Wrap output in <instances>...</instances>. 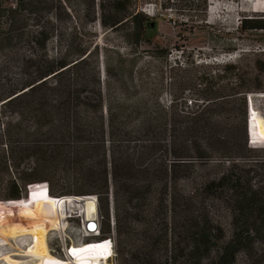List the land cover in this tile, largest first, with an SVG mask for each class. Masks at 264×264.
<instances>
[{
	"label": "trees",
	"instance_id": "1",
	"mask_svg": "<svg viewBox=\"0 0 264 264\" xmlns=\"http://www.w3.org/2000/svg\"><path fill=\"white\" fill-rule=\"evenodd\" d=\"M124 1L114 2L112 13H84L65 43L59 37L54 55L47 50L59 36L60 17L50 14L53 2L0 1V42L18 38L28 50L20 77H12L1 59L0 106L26 121L23 150L34 163L6 198L20 200L25 180L49 183L66 171L88 194L97 195L100 236L113 235L119 264H235L240 252L253 254L264 237V183L251 182L258 162L248 157L252 143L264 144V127L249 124L252 143H247L245 134L239 138L238 126L227 122L229 116L219 119L214 113H230L237 101L246 113L241 82L246 66L237 64L264 54L241 53L235 65H222L240 80L235 84H218L214 79L220 75L211 71L188 75L199 63L181 67L174 62L169 119L160 100L161 75L151 83L144 67L131 86L122 77V59L114 65L113 81V68L106 61L99 64L95 25L126 27L125 38L132 44L152 42L156 21L140 10H124ZM237 29L241 34L264 31V17L244 16ZM255 63L264 72V58ZM201 65L208 69L219 63ZM129 79L131 83L132 75ZM250 104L247 111L253 113L251 98ZM253 116L247 121L254 122ZM13 136L8 133L9 140ZM191 156L215 157L223 171L202 183L201 190L182 193L178 181L188 175L179 167L191 164ZM199 194L208 195L216 206L228 205L227 219L214 217L210 204L195 208Z\"/></svg>",
	"mask_w": 264,
	"mask_h": 264
},
{
	"label": "rangeland",
	"instance_id": "2",
	"mask_svg": "<svg viewBox=\"0 0 264 264\" xmlns=\"http://www.w3.org/2000/svg\"><path fill=\"white\" fill-rule=\"evenodd\" d=\"M3 4H8L12 0H0ZM55 5L50 10V14L57 13L60 21H57V36L52 39L48 45V54L54 55L56 48L59 46V37L63 38V43L69 39L71 27L75 24V20L86 12L99 9V13L104 9L105 12H114V2L118 0H43ZM263 0H125L123 3L128 11L140 10L147 14L150 18L156 21V31L152 35V44L141 41L139 44H132L125 38L127 28L99 27L95 25L94 33L96 35L94 42L99 47V64L106 61L112 69L110 79L117 78L114 70L119 60L123 61V79L129 85L134 86L137 83L138 71L144 67L149 68L148 79L154 83L159 80V75L162 76L160 81V100L167 107L168 118L170 119V104L172 102L173 93L175 91L171 82V67L174 62H178L181 67H187L191 63H199L196 67L187 73L188 75H201L202 72L211 71L213 76L220 75L214 79L218 84L232 83L238 81L232 71L225 72L224 64L235 65V59L239 54L260 52L264 54V31H250L241 34L237 29L240 20L244 16H259L264 17V8H262ZM261 4V5H260ZM123 5V4H122ZM115 9L123 8L115 4ZM123 10V11H124ZM25 17H29L26 16ZM30 24L31 22L28 21ZM65 39V40H64ZM57 40V42L55 41ZM0 62L1 59L11 73L12 77L21 76V68L24 64L25 56L28 53L26 44L13 38L12 40H3L0 42ZM61 45V44H60ZM260 57H245V59L237 64V66L245 65L247 74L241 82L245 83L242 88L246 100V113L243 112L240 102L237 101L235 109L230 113L215 112L214 115L223 119L229 116L227 122L232 121L239 130V138L244 134L248 142V121H247V95L251 94L253 120L256 124L264 127V72L254 68L256 59ZM209 61H216L218 66L206 68L201 64ZM255 63V64H254ZM103 66V63H102ZM102 73L103 68L101 69ZM161 70V72H159ZM7 72V71H6ZM4 72V73H6ZM182 72L180 71L179 74ZM226 73V74H225ZM9 74V73H8ZM132 75L133 81L129 79ZM251 80V81H249ZM260 84L258 90L255 85ZM250 87V88H249ZM252 89V90H247ZM188 99L190 93L187 95ZM180 104V101L177 100ZM180 108V106H179ZM259 120V121H258ZM26 121L16 112H12L9 107L0 106V219L4 216L21 225L29 226L33 222H42L46 215L45 198L59 195H89L86 186L76 183L72 179V175L66 171H59L58 174L51 179V182L39 180L32 183L26 181V192L21 195L20 200L13 202L12 199H7V195L14 190V183H22L19 180V175L32 171L34 163L30 155L23 150L28 140H25L24 130L26 129ZM257 125V126H259ZM8 133L14 134V139L8 138ZM11 137V136H10ZM12 144V148L10 147ZM248 157L251 161L258 162L256 171L252 174V183H264V144L253 143L248 151ZM191 164L188 166H180L181 172L186 171V177L178 181L182 193H188L190 190L200 187L202 183L215 179L220 176L222 168L216 166V158H199L196 156L189 157ZM20 181V182H19ZM24 181V182H25ZM45 183L46 187L42 188L48 192L47 195H42L43 189L38 190V187L30 188V184ZM241 184L245 185V180H241ZM94 194V193H90ZM201 197V194L197 198ZM204 197V199H203ZM40 198L37 202L33 199ZM19 199V198H18ZM5 200H12L6 202ZM196 207L202 208L208 204L212 206L214 217L217 216L222 221L228 217L227 207L225 203L221 206H216L211 202L208 195L202 196ZM17 215L25 217L21 221L17 219ZM47 216V217H46ZM100 216V215H99ZM19 218V217H18ZM40 220H30L37 219ZM54 218V219H53ZM55 217L51 216L50 226L45 221L46 229H55L57 222ZM55 222L54 224H52ZM60 224V223H59ZM78 224V219H72L68 223V228L75 229ZM54 225V227H52ZM48 227V228H47ZM51 237H48L51 234ZM61 234V229L46 232V239L50 252H55L57 245L60 242L58 236ZM113 236L112 234H110ZM61 236V235H60ZM73 241L85 242L89 239H82L76 232H70ZM107 236V235H105ZM105 236H99L105 237ZM80 238V239H79ZM8 245H2L0 242V253L3 251H14L18 239H9ZM16 242V243H15ZM8 246V247H7ZM24 248V245H22ZM256 249L253 254L245 255L240 252L237 255L235 264H264V237L260 238L256 244ZM2 248V250H1ZM28 249V248H27ZM26 249V250H27ZM119 264L116 250L110 263ZM0 264H4L0 261Z\"/></svg>",
	"mask_w": 264,
	"mask_h": 264
},
{
	"label": "built area",
	"instance_id": "3",
	"mask_svg": "<svg viewBox=\"0 0 264 264\" xmlns=\"http://www.w3.org/2000/svg\"><path fill=\"white\" fill-rule=\"evenodd\" d=\"M252 97L251 94L247 95V109L251 107L250 104V98ZM253 113L251 111H247V117L249 121L252 118ZM249 141H252L249 137ZM252 143V142H250ZM43 186L46 187L45 183H39V184H30V188L38 187V190H42ZM42 195H39L40 197L43 195H47L48 192H46L44 189L42 190ZM85 201H90L94 205V209H92L89 214L87 215L86 212V206L85 203L81 200L77 199L76 196H67V195H59V196H53L51 197L52 203L56 207L57 213L55 214L56 217H58L57 220H59V223H57V227L55 229H48L49 231L57 230L58 228L61 229V236L59 235V243L57 245V249L55 252H51L53 256H56L57 259L54 261V264H62V260H67L69 264H90L86 260L78 261L76 262L75 256L72 245L73 244H81L83 242L81 241H73V239L70 236V232H76L78 235L82 237V239H89L86 241H96V242H89L84 244L82 247H94L100 253H97L98 256H96L94 253L92 255L95 256V259H97L96 262H93L92 264H104L102 260H104L103 255L105 254H111L114 255L115 251V243L114 238L111 235H107L105 237H100L101 235V227H100V216L98 213L97 208V195L96 194H89V195H83L82 196ZM6 202L12 201V200H5ZM46 219V218H45ZM72 219H78V224L75 229L68 228V223ZM48 224H50L47 220H45ZM52 233L49 234L48 237H51ZM80 239V238H79ZM85 241V242H86ZM99 254H101L102 259L99 258ZM72 256V259H69V257ZM112 264V262L110 263Z\"/></svg>",
	"mask_w": 264,
	"mask_h": 264
},
{
	"label": "bare ground",
	"instance_id": "4",
	"mask_svg": "<svg viewBox=\"0 0 264 264\" xmlns=\"http://www.w3.org/2000/svg\"><path fill=\"white\" fill-rule=\"evenodd\" d=\"M262 8H264V0L262 2ZM67 196H72V195H67ZM76 197L77 199L85 203L86 212L88 215L89 212L92 209H94V205L90 201H85V199L82 196H76ZM45 207H46V215L48 216V218L45 219L44 217L43 221L47 220L50 223L51 216L55 217L56 221H58L57 220L58 217H56L55 215L57 213V210L54 204L52 203L51 197L45 198ZM17 219L23 221L25 220V217H21V215H17ZM30 220H40V218L30 219ZM43 221L40 223L33 222L29 226H25V225H21L20 223L14 222L11 219V217L9 218L8 216H4L2 219H0L1 244L8 245L7 240L9 239H12V241L13 239L19 240V242L17 241V245L14 251H10V252L3 251L2 253H0V261H3L4 264H54L53 262L56 261L57 257L53 256L52 253L49 251L48 243L46 239L47 229ZM55 222H53L52 224H54ZM48 226H50V224ZM52 227H54V225ZM89 242H96V241L92 240V241L83 242L81 244L72 245L73 249H76L74 252L76 262L86 260L90 264H92L93 262L97 261V259H95V256L92 255V253L98 256L97 253H100V251H98L94 247L92 248L82 247L84 244ZM22 245H24V248ZM111 257H113V255L104 254L103 255L104 260H102L103 263L110 264ZM99 258L102 259L101 254H99ZM69 259H72V256L69 257ZM62 261H63L62 264H69L68 262H66L67 260H62Z\"/></svg>",
	"mask_w": 264,
	"mask_h": 264
},
{
	"label": "clouds",
	"instance_id": "5",
	"mask_svg": "<svg viewBox=\"0 0 264 264\" xmlns=\"http://www.w3.org/2000/svg\"><path fill=\"white\" fill-rule=\"evenodd\" d=\"M247 107H248V106H247ZM249 124H250V122H249ZM249 124H248V125H249ZM249 130H250V128L248 127V141H249V137H250V139H251V134H250V131H249ZM252 144H253V143H252Z\"/></svg>",
	"mask_w": 264,
	"mask_h": 264
},
{
	"label": "snow or ice",
	"instance_id": "6",
	"mask_svg": "<svg viewBox=\"0 0 264 264\" xmlns=\"http://www.w3.org/2000/svg\"><path fill=\"white\" fill-rule=\"evenodd\" d=\"M73 251H75V250H73Z\"/></svg>",
	"mask_w": 264,
	"mask_h": 264
}]
</instances>
